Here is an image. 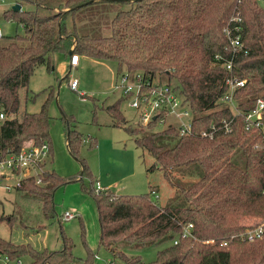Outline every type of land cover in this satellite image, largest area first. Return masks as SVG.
I'll list each match as a JSON object with an SVG mask.
<instances>
[{
    "label": "trees",
    "instance_id": "trees-1",
    "mask_svg": "<svg viewBox=\"0 0 264 264\" xmlns=\"http://www.w3.org/2000/svg\"><path fill=\"white\" fill-rule=\"evenodd\" d=\"M23 3L31 9L2 13L4 20L21 27L23 35L0 44V157L44 143L48 151L40 165V184L27 177L14 192L38 198L44 216L52 218V193L62 184L49 168L52 155L46 109L52 96L47 94L37 112H19V90H27L38 66L52 71L54 54L66 59L71 52L78 59L110 61L115 76L138 72L173 83L183 103L198 115L191 137H178L171 128L155 134H141L139 126L123 129L134 146L152 158L154 166L146 171L158 169L170 185H175L173 172L182 167L197 165L201 176L186 189L177 186L185 203L182 208L157 206L155 191L149 187V193L126 196L108 189L95 192L91 183L86 192L97 214L98 246L124 264L145 263L138 256L128 258L120 247L156 245L163 246L154 261L146 264H264V228L259 238L243 239L245 223L264 218V151L253 149L258 134L244 132L242 124L243 114L260 98L264 125V7L255 0H17L16 5L21 9ZM110 5L121 8L112 12ZM233 26L239 28L245 55L232 54L227 48L222 29ZM106 27L109 34L101 36ZM215 55L222 60L233 56L230 75L244 82L233 95L239 115L218 104L227 90L223 84L227 73L214 61ZM66 78L67 74L62 80ZM118 101L106 113L114 120L112 126L121 128L114 126L125 123ZM208 110L213 111L204 113ZM220 119L231 120L229 133L219 131L210 140L197 136L199 130ZM61 122L66 149L76 157L82 136L73 129L71 118L62 116ZM158 135L173 138V146L159 144ZM87 145L94 149L95 140ZM79 164L81 174H86L85 164ZM4 219L9 223L11 216ZM186 225H191V237L182 238ZM0 252L10 260L27 256L29 264H74L64 239L56 252H38L0 239ZM82 264H90L89 259Z\"/></svg>",
    "mask_w": 264,
    "mask_h": 264
},
{
    "label": "rangeland",
    "instance_id": "rangeland-1",
    "mask_svg": "<svg viewBox=\"0 0 264 264\" xmlns=\"http://www.w3.org/2000/svg\"><path fill=\"white\" fill-rule=\"evenodd\" d=\"M17 0H0V31L4 44L15 36H22L19 25L4 20L2 13L10 10ZM23 3L21 11L31 9ZM120 6L110 5L109 10H118ZM109 34L103 28L101 36ZM61 54L52 56V71L45 66H38L29 77L27 90H19V112H37L48 93L52 99L47 105L48 138L51 147V168L62 179V184L52 193V218L45 217L41 211L39 199L24 193H4L0 190V239L14 245H28L35 251L56 252L61 249L62 239L70 246L74 264L88 260L90 264H124L108 251L98 246V220L92 198L87 194L91 183L97 182L101 188L110 190L115 195L138 196L155 191L154 202L159 207L182 208L185 203L177 186L186 189L201 176L197 165L182 167L173 172L172 183L164 181L152 158L136 148L133 138L123 129L137 126V117L126 102L113 91L115 65L110 61L81 58L75 69L63 67ZM65 70V71H64ZM68 71V73H67ZM67 78L62 80L64 76ZM75 80L76 91L68 87V82ZM165 83V79L161 78ZM32 96L33 93H39ZM119 100V101H118ZM119 102L118 112L124 124L121 128L113 127L114 120L106 113L107 107ZM73 120V129L81 134L82 143L76 157L71 156L65 146L61 117ZM117 124V123H116ZM141 128V127H140ZM141 134L161 133L163 127L141 129ZM95 140V148L88 149L90 139ZM157 141L166 148L174 144V139L157 136ZM82 161L86 174H81L79 162ZM89 174V176H87ZM150 189H149V188ZM71 213L73 218L63 220V213ZM11 216L8 223L5 217ZM255 222L258 219H253ZM246 225L255 223L246 222ZM163 245L148 246L138 249L120 247L128 258L138 256L142 263L154 261L155 254ZM92 257H94L92 259ZM21 264H29L30 258H18Z\"/></svg>",
    "mask_w": 264,
    "mask_h": 264
},
{
    "label": "built area",
    "instance_id": "built-area-1",
    "mask_svg": "<svg viewBox=\"0 0 264 264\" xmlns=\"http://www.w3.org/2000/svg\"><path fill=\"white\" fill-rule=\"evenodd\" d=\"M10 1V0H7ZM259 5L264 7V0H255ZM238 26H233L231 29L223 28L222 35L226 41L229 51L234 53L246 54L243 44L240 41ZM0 33V38H1ZM232 57L224 59L218 55L213 57L214 61L219 62L221 67L227 73L223 84L226 86V92L218 99V104H221L231 110L232 114L239 115L237 109V100L233 98L234 91L237 88L243 87L244 82L237 80L230 75L232 67ZM78 64L76 55L69 57L68 65L72 68ZM77 83L73 79L68 82V87L72 91H76ZM113 91L121 97L129 109L133 110L137 121V126L146 128L148 125L163 127V129H173L178 137H191L194 135L192 122L198 117L193 114L187 105L183 103L182 98L175 89L173 83H162L157 77L143 76L141 73L121 72L115 76L113 83ZM263 100L257 98L255 106L251 111L243 114L242 124L244 132H256L259 142L253 146V149L264 151V125L262 124ZM213 110L205 111L204 113ZM2 115H0V120ZM231 120L220 119L216 123H211L203 130H199L197 136L202 139L210 140L219 131L224 133L230 132ZM83 142H85L83 140ZM47 145L31 146L21 150L16 154H7L0 157V190L6 194L12 193L21 187V181L27 177L34 180V184L39 185V175L43 172L41 164L47 156ZM264 184V177H263ZM102 189L97 182L94 183V191L99 192ZM264 196V185L261 191ZM73 218L71 213H63L62 219L69 220ZM253 225H247V230L244 234V240L251 242L262 233L264 228V218ZM191 225L182 227L180 237L190 236ZM206 243H212L208 241ZM176 244V240L172 242ZM224 245V243H223ZM0 264H21L19 259L10 260L6 255L0 252Z\"/></svg>",
    "mask_w": 264,
    "mask_h": 264
},
{
    "label": "crops",
    "instance_id": "crops-1",
    "mask_svg": "<svg viewBox=\"0 0 264 264\" xmlns=\"http://www.w3.org/2000/svg\"><path fill=\"white\" fill-rule=\"evenodd\" d=\"M11 1V0H10ZM0 33H1V31H0ZM1 36H2V34H1ZM72 55V54H71ZM81 59V58H80ZM80 59H78V64H79V60ZM68 62H69V57L67 56L66 57V59H64V62H63V67H66V65L69 67V69H72V67H70L69 65H68ZM78 64H77V66H78ZM76 66V67H77ZM76 67H74L73 69H75ZM65 71V70H64ZM76 89H77V86H76ZM102 187V186H101ZM103 189V188H102ZM104 189H106V188H104Z\"/></svg>",
    "mask_w": 264,
    "mask_h": 264
},
{
    "label": "water",
    "instance_id": "water-1",
    "mask_svg": "<svg viewBox=\"0 0 264 264\" xmlns=\"http://www.w3.org/2000/svg\"><path fill=\"white\" fill-rule=\"evenodd\" d=\"M10 9H11L12 12H17V11L20 10V7L18 5H16V4H14V5L11 6ZM67 56L70 57L71 56V52H68Z\"/></svg>",
    "mask_w": 264,
    "mask_h": 264
}]
</instances>
